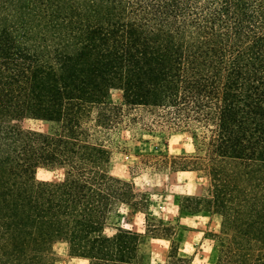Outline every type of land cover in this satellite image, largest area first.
<instances>
[{
	"label": "trees",
	"instance_id": "1",
	"mask_svg": "<svg viewBox=\"0 0 264 264\" xmlns=\"http://www.w3.org/2000/svg\"><path fill=\"white\" fill-rule=\"evenodd\" d=\"M137 110L149 130L200 134L203 157L164 164L206 180L186 201L221 217L217 264H264V0H0V264H54L58 242L87 264H146L141 234L104 233L116 205L145 207L109 171ZM167 264L194 263L171 241Z\"/></svg>",
	"mask_w": 264,
	"mask_h": 264
},
{
	"label": "rangeland",
	"instance_id": "2",
	"mask_svg": "<svg viewBox=\"0 0 264 264\" xmlns=\"http://www.w3.org/2000/svg\"><path fill=\"white\" fill-rule=\"evenodd\" d=\"M112 102H121L118 89L110 91ZM134 122L123 129L109 146L110 174L133 185L137 200L145 201L142 210L118 204L107 217L104 233L112 235L116 230H130L141 234L140 252L146 264H167L174 241L178 255L194 264H217L221 217L209 210H191L187 198L202 197L207 182L193 171H177L164 164L167 158L179 156H204V142L198 132L176 131L168 128L149 130L144 124L151 122L141 111L131 113ZM23 128H39L47 131V124L24 121ZM60 172L40 168L35 173L38 182L56 181ZM149 224L171 226L174 235L170 240L151 237ZM54 264H87V261L72 257L67 245H53Z\"/></svg>",
	"mask_w": 264,
	"mask_h": 264
}]
</instances>
